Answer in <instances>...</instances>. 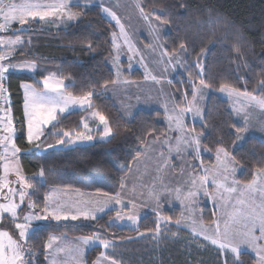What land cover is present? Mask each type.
Listing matches in <instances>:
<instances>
[{"label":"trees","instance_id":"obj_1","mask_svg":"<svg viewBox=\"0 0 264 264\" xmlns=\"http://www.w3.org/2000/svg\"><path fill=\"white\" fill-rule=\"evenodd\" d=\"M141 1L146 12L156 9L154 14L168 21L165 42L169 52L173 49L177 51L180 42L188 45L189 52L194 50L200 54L203 49V77L212 88L227 82L241 91L258 94V83L264 79V0ZM76 8L81 13L79 20L67 28L44 29L35 24L20 32L26 35L28 41L23 55H17L13 61L34 60L38 70L33 74H7L13 112L18 120L16 142L23 149L21 163L25 175L35 182V194L30 197L39 207L44 206L45 194L52 187L118 193L121 178L129 172L132 162L142 154V148L151 138L146 133L154 130L157 138L165 133L160 111L141 109L125 120L110 95L105 94L102 86L115 79L108 64L113 55L111 33L115 27L98 6ZM234 47L240 48V55L233 50ZM195 59V55L187 59L188 71L194 76L196 67L192 65ZM49 73L63 78L67 91L73 95L95 89L97 95L93 97V110L104 112L119 134L88 145L34 151L35 146L28 144L25 137L23 94L18 85L30 82L41 88L42 83L38 82ZM186 88L190 93L188 84H185ZM88 112L72 111L59 116V128L48 126L44 133L46 143L57 139L49 135L50 131H81L82 119ZM235 128H240V125L228 102L212 93L203 123L195 126L197 132L203 133V146L212 149L206 159H213L215 147L219 146L217 141L223 140L225 145H231L229 151L243 167L241 178L249 181L256 169L264 164V140L250 137L242 145L234 147L237 138L233 134ZM41 148H46V144ZM41 168L45 169L44 178L36 179ZM174 214L173 211H165V215L172 216L173 220L177 218ZM114 215L113 211L88 222H43L49 226L36 233V239L29 241L33 254H36L33 259L36 264H46L44 245L48 237L65 234L70 237L101 235L113 240L116 246L108 252L120 264H223L219 253L193 245L189 247L188 231L174 223L162 224L161 230L167 234L161 240L154 239L152 230L158 223L155 214L146 215L136 228L116 225L109 228L108 222ZM206 218L210 222L211 217ZM174 233L177 234L174 236ZM101 251V245L92 248L87 255V264H92ZM239 260L241 264H255L256 261L248 252H242Z\"/></svg>","mask_w":264,"mask_h":264},{"label":"snow or ice","instance_id":"obj_2","mask_svg":"<svg viewBox=\"0 0 264 264\" xmlns=\"http://www.w3.org/2000/svg\"><path fill=\"white\" fill-rule=\"evenodd\" d=\"M72 4L70 0H61L56 4L44 3L42 0H0V33H11L8 38L0 35V104L3 105L0 109V264H32L31 261V245L29 241L36 239V233L42 231L49 225L43 222H70L80 220L98 219L100 213L115 212V218L108 222V227L125 219L123 211L128 209L132 214L127 216V219L136 223L138 216L136 214V203L138 196H143L144 193H137L136 188L129 189L121 178V192L115 195L103 193L100 200L80 201L77 204L61 203L60 199L54 195H49L45 199L44 206L37 208L36 203L25 202V196L28 195V190L31 194H35L34 186L29 183V178H25L20 170L18 155L23 149L17 145L16 136V121L11 114V96L12 93L5 85L7 83L6 74L13 71H30L36 72L38 65L34 60H23L19 63H14L13 60L17 55H23V48L26 43L13 30V25L19 26V32L24 31V26L32 22H48L55 23L56 21L49 18L59 16L61 22H70L80 17L81 13L71 10ZM138 10L141 17L145 21H149L151 17L145 12L144 6L138 5ZM102 11L112 17L119 26V34H125L124 25L120 18L111 8H102ZM156 9H153V13ZM155 20L159 24H166V19H161L160 15L155 16ZM154 31V30H153ZM113 43L118 38L117 33H113ZM14 37V38H13ZM161 47L160 55L166 62L171 63L176 60L179 63L180 56L185 59H190L196 56L193 61V67H197V76L200 77L197 82L192 83V101L185 100L188 105L185 108L174 107L171 109V114L167 116L170 125L175 124L181 133V138L177 140L176 147L169 148V151L181 152L191 150L190 154L196 157L201 153V134L196 133L194 129H186L183 125V117L186 112H192L194 116L201 115V109L193 103L197 101L198 95L205 89H210L211 84L206 83L203 77V67L200 66V60L203 56V49L200 54H196L193 50L189 52L188 45L185 42H180L178 45L179 53L175 49L169 52L167 48ZM91 49L92 45L89 44ZM238 55L241 54L239 47L233 49ZM120 73L117 72L119 78ZM156 79V77H152ZM42 87L38 88L36 84L22 82L18 87L23 92V115L26 126V141L28 144L35 146V150H41V145L46 144L47 149H55L59 146L75 145L78 141H92L94 137L86 134L88 124H83L84 131L64 130L50 131L49 135L57 137L55 143H46L47 137L44 136L47 130L46 126H51L52 129L59 128L60 121L58 115L68 112L73 107H79L84 111L95 108L93 103L94 95H97L95 89H89L80 95H73L67 91L64 79L56 76L55 73H49L42 79ZM115 84V81L106 82L102 88L107 89L108 84ZM219 91L226 93L230 97H243L249 104L258 106L264 109V79L258 83V94H253V91H241L230 83H220ZM167 111V109H166ZM92 117L98 120L102 128L100 139L111 138L119 134L114 131L109 123L108 116L102 111H95ZM245 128H235L237 139L243 138ZM152 136V143L157 139V134L154 130L146 133ZM162 144L169 143L166 138ZM219 146L215 147L216 159L218 166L215 169H202V174H195V166L191 172L181 170V175L187 176V181L183 189L181 187H172L165 184L163 180L153 185L147 191L148 198L154 202L156 208H161L163 203L167 202L168 197H173L180 200L181 204L189 209V217H185L181 213L179 218L173 220L172 216H159L158 219L164 221L165 224L174 223L179 227L185 219L189 220V227L192 231V244L197 247L206 246L197 243V237H203V241L217 246L218 252L228 253L233 255V264H241L239 257L243 246L252 249L256 254L257 264H264V164L256 169V178L250 182L241 184L235 179L229 180L233 176L236 168L235 156L229 151L231 145H225L223 140L217 141ZM148 149L146 148L145 151ZM211 152L212 149H205ZM161 166H158V171L165 170L170 167L166 163V158L161 154ZM212 175L210 183L215 186L216 192L211 194L213 199L217 196L221 201L227 203L231 208V213H227V218L223 222L214 219L210 226H206L202 220L192 218L191 214L195 208H198V196L210 195L208 192L209 175ZM15 176V183L20 187H12L13 181L10 176ZM45 169L41 168L38 174L39 178L43 179ZM57 190H53L55 192ZM233 193L236 195L233 196ZM129 197L127 202L122 201L121 196ZM227 194V195H225ZM235 203H231V201ZM66 226V225H65ZM258 230V231H257ZM153 231L154 239L158 240L164 235L161 230L160 223H157ZM174 236L176 234H173ZM143 237V233L141 234ZM60 241V243H57ZM98 242L104 251L100 252L95 264H120V261L110 255L108 250L115 248V243L109 238L101 235H93L90 237L80 238L76 243L69 244L67 238L63 236H49L44 248L49 250L51 264H58L60 253L72 255L75 259L82 253L80 244H91ZM192 245L190 244L189 247ZM26 257H28L26 259ZM223 264H228L227 259L223 260Z\"/></svg>","mask_w":264,"mask_h":264},{"label":"rangeland","instance_id":"obj_3","mask_svg":"<svg viewBox=\"0 0 264 264\" xmlns=\"http://www.w3.org/2000/svg\"><path fill=\"white\" fill-rule=\"evenodd\" d=\"M44 3L56 4L61 2V0H42ZM70 3L73 5L71 10L74 12H79L76 8L77 6H81L84 9L98 6L101 9V12L104 17H106L110 22L114 25V30L111 33V42H112V50L113 55L108 60V64L110 68L113 70L116 82L115 84H109L107 89H104L106 95H110L109 97L112 99L113 104L116 106L120 114L123 116L125 120L130 119L136 111L138 110H147V111H160L162 115V119L165 122V133L163 135L158 136L155 143H152V136L148 139L146 145L142 148V154L137 157L131 164L129 172L123 177L124 182L126 183L129 189L133 187L136 188L137 193L143 192V196H138L136 203V214L138 216V220L136 223L127 219L128 215L132 213L125 209L123 211V215H125V219L122 221H118L113 224L119 227H130L136 228L139 224V221L144 218L146 215L155 214L158 223L160 225L165 224L164 221L159 220V216L167 217L165 215L166 210H170L175 212L177 218L181 216V213H184V216L189 217V209L181 204L180 200H177L173 197H168L167 202L163 203L161 208H156L154 202H152L147 195L148 189H150L153 185H155L158 180H163L165 184H168L172 187H181L183 189L184 184L187 181V176L181 175V170H185L187 172H191L193 170V166H195V174H202V169H215L218 166V161L216 159V153H214L213 159H206L207 156L210 155L209 151H206L205 147L202 144L203 133L197 132L195 130V126L202 124L205 117L206 106L208 103L209 96L213 93L218 97L226 100L229 104L230 109L234 113V117L240 128H245L242 139H237L234 144V147H238L244 143L247 138L255 137L264 140V109L259 108L258 106L249 104L247 101L243 99V97H230L226 93H221L218 88H210L205 89L198 95L197 101H193L200 109L201 115L194 116L192 112H186L183 117V125L186 129H194L196 133L201 134V153L199 157H196L194 154H190L191 150H184L181 152L169 151V148H175L176 142L181 138V133L175 124L170 125V122L167 118L169 114H171V109L174 107L185 108L188 105L185 103V100L192 101V83L193 81L197 82L200 77L197 76V67L195 76L192 75L188 71V62L185 57L180 56L179 63L176 60H172L171 63L165 61L163 57H161V47L166 48L165 35L169 31V24H159L155 20L156 14L153 12H146L151 19L149 21H145L138 10V5H142L141 0H70ZM102 8H111L112 11L116 13V15L120 18L121 23L124 25L125 34L127 36V43H125V36L119 34V26L116 24V21L112 19V17L102 11ZM50 20L56 21L55 23L48 22H40L35 23L32 22L29 25H25V28L33 27L35 24H39L41 28L44 29H62L67 28L72 23L79 20H73L70 22H61L59 16L51 17ZM19 29L18 25H13V30ZM154 30V31H153ZM113 33H117L118 38L113 43ZM21 35V38L28 41L26 35L22 33H17ZM0 35L8 38L11 33H0ZM14 38V37H13ZM179 53V49L176 51ZM205 54H203L200 60V66L204 69V59ZM14 63H19L13 61ZM22 62V61H21ZM36 63V62H35ZM37 64V63H36ZM38 65V64H37ZM13 72H24V73H35L30 71H13ZM117 72L120 73L119 78L117 77ZM204 72V71H203ZM126 73H129L128 75ZM57 76V75H56ZM58 77V76H57ZM152 77H156V79H152ZM42 82V79L40 80ZM65 82V81H64ZM30 83V82H28ZM185 84L189 85L190 93H188L187 88L185 89ZM66 85V82H65ZM22 91V90H21ZM23 94V92H22ZM256 94V93H253ZM167 109V111H166ZM72 111H84L79 107H73L68 112L63 114H59V116L67 114ZM96 110L90 109L89 112L82 119V130L83 124H88L89 131L86 134H90L94 137L92 141H78L75 145L68 146H60V147H74L80 145H88L99 141H106L109 138L100 139L102 133L99 131V128H102V125H99L98 120L92 117V113ZM11 114L13 115L16 121V136L19 134V128L17 126L18 120L16 119L13 112V104L11 100ZM24 121V115H23ZM48 126H46L47 128ZM24 132L26 137V126L24 123ZM168 139L169 143L162 144L161 142L165 139ZM55 140H52L50 143H55ZM148 149L145 151V149ZM47 148H41V150L34 151H46ZM22 154V153H21ZM21 154L18 155V162L20 166V170L25 178H29L25 175L21 163ZM161 154L166 158V163L170 165L169 168L158 171V166H161ZM236 168V171L233 176L229 177V180L235 179L239 181L241 184H245L250 182L252 179L256 178V171L251 180H245L241 178L243 174V167L240 166L237 162L233 165ZM0 175H2V168H0ZM38 179V175L35 176ZM10 180L13 181L12 187H20L15 183V176L12 175L9 177ZM212 179V175H209V185L208 192L210 195L204 196L203 194L198 196L197 203L198 208H195L192 211V218L200 219L206 226H210L214 219H218L221 222V227H223V222L227 218L226 214L231 213L232 208L227 204L221 201L220 197L217 196L216 199H213L211 194L216 192V188L214 185L210 183ZM29 183L35 186V182L33 179L29 178ZM53 190H57L53 192ZM83 191V190H82ZM121 192V187L118 193ZM28 195L25 196V202H33L31 200V190H28ZM54 195L59 198L61 203H71L77 204L80 201H88V200H100L102 198L101 192H90V191H77L76 189L71 188H63V187H52L45 194V199L49 195ZM115 195V194H110ZM227 195V194H225ZM236 194L233 193V196ZM122 201L127 202L129 197L127 195L121 196ZM2 202V201H0ZM231 203H235V201H231ZM37 206V205H36ZM43 206L37 208H42ZM105 213L98 214V217L104 215ZM116 215V213H115ZM115 215L111 220L115 218ZM206 217H211L210 222H207L208 219ZM80 221H91V220H80ZM74 222V221H72ZM188 231L189 243L191 245L197 247L195 244H192V231L189 227V220L185 219L182 221L179 226ZM258 231V230H257ZM165 236L167 233L163 232ZM177 234V233H174ZM50 236H63L67 238V242L69 244L76 243L80 238L84 237H70L65 234H51ZM162 236V237H163ZM160 237L158 240H161ZM49 238V237H48ZM48 240V239H47ZM47 242V241H46ZM45 242V244H46ZM60 243V241H57ZM197 243L203 244L206 246H201L202 248L209 249L213 253H219L221 258L227 259L228 264H233L234 258L233 255L228 252H218L217 246L211 245L210 243L204 242L203 237H197ZM98 242L91 244H80L79 246L82 248V253L73 258L72 255H68L65 253H60L58 259V264H87V255L89 251L99 246ZM192 246V247H193ZM199 248V247H197ZM208 250V251H209ZM104 251V249H103ZM32 256L31 261L32 264H36L35 258L36 254H33L31 249ZM242 252H248L255 258V264H257V258L255 252L252 249L247 248V246H243ZM45 256H46V264H51V257L49 255V250L45 248ZM28 257H26L27 259ZM97 258L93 261L92 264H95Z\"/></svg>","mask_w":264,"mask_h":264},{"label":"built area","instance_id":"obj_4","mask_svg":"<svg viewBox=\"0 0 264 264\" xmlns=\"http://www.w3.org/2000/svg\"><path fill=\"white\" fill-rule=\"evenodd\" d=\"M7 88H8V85H7V83H6V85H5ZM2 107H3V105L2 104H0V109H2Z\"/></svg>","mask_w":264,"mask_h":264},{"label":"water","instance_id":"obj_5","mask_svg":"<svg viewBox=\"0 0 264 264\" xmlns=\"http://www.w3.org/2000/svg\"><path fill=\"white\" fill-rule=\"evenodd\" d=\"M14 31H15L16 33H19V29H15Z\"/></svg>","mask_w":264,"mask_h":264},{"label":"crops","instance_id":"obj_6","mask_svg":"<svg viewBox=\"0 0 264 264\" xmlns=\"http://www.w3.org/2000/svg\"><path fill=\"white\" fill-rule=\"evenodd\" d=\"M27 177H28V176H27ZM77 191L85 192V191H82V190H77Z\"/></svg>","mask_w":264,"mask_h":264}]
</instances>
